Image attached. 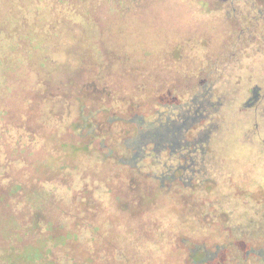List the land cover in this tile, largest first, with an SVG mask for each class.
Segmentation results:
<instances>
[{
    "label": "rangeland",
    "instance_id": "rangeland-1",
    "mask_svg": "<svg viewBox=\"0 0 264 264\" xmlns=\"http://www.w3.org/2000/svg\"><path fill=\"white\" fill-rule=\"evenodd\" d=\"M122 2L0 0V104L50 137L56 175L87 165L72 175L93 191L115 171L96 213L110 238L134 231L115 240L129 255L119 264H237L241 249L264 243V13L247 18L217 0ZM90 115L95 137L77 131ZM121 139L117 157L134 173L98 156ZM84 141L94 147L74 148ZM108 187L124 191L119 206ZM87 228L84 239L96 235Z\"/></svg>",
    "mask_w": 264,
    "mask_h": 264
},
{
    "label": "trees",
    "instance_id": "trees-1",
    "mask_svg": "<svg viewBox=\"0 0 264 264\" xmlns=\"http://www.w3.org/2000/svg\"><path fill=\"white\" fill-rule=\"evenodd\" d=\"M117 1L121 6L123 5V0ZM217 1L237 13L245 11L247 18L250 13H264V0ZM253 23V20H250L243 31L248 32L255 26ZM5 96L0 93V99H4ZM8 111L7 105L0 104V264H95L98 261L119 264L122 258H127L129 255L120 256L121 251L115 247L117 244L115 240L125 242L129 239L128 233L132 234L134 231L130 232L126 228L120 237L117 233L118 238H110L111 236L107 234L111 232L112 225L111 228L108 225L102 226L108 219L104 218L101 221L99 218L101 212L96 213L98 207H105L103 197L97 192L109 180L113 182L117 180L115 171H111L108 176H99L97 179L99 183L93 191L84 187L85 175L82 177L72 175L78 172L84 173L88 168L87 165L71 164L65 167L66 172L62 176L56 175L55 160L49 155L44 157V150L49 148L48 145L53 144L48 140L50 137L46 140V137L41 135L42 127L27 125L24 121L25 117L20 119L18 124L12 123L8 119L10 115ZM91 115L94 116L93 113ZM91 115L87 116L85 124L79 125L77 131L80 135L90 133L93 135L97 125L93 123ZM117 119V116L112 117V121ZM112 121L110 123H113ZM85 128H87L86 133H82ZM161 130L166 132L168 127ZM55 133V130L51 131V135ZM93 136L95 137L96 134ZM102 136L106 135L102 134ZM143 137L137 139V145L146 144ZM104 140L100 141L101 146L104 145ZM121 142L122 139L112 143V147L109 148L110 156L98 151L101 161L104 163L111 161L117 166H131L122 155L117 157V154H123L125 151L122 150L125 149V145L123 146L124 143ZM93 144L94 141H84L82 145L74 144V148L77 145L78 149L88 151L90 147H94ZM54 148L52 149L54 154L58 153L56 145ZM131 168L132 173L137 171L134 163ZM52 181L55 187L50 189L48 184ZM60 186L64 188L63 191ZM123 193V190L116 192L112 187L106 190L110 203H116L118 206L124 201ZM150 201L145 197V202ZM53 208L54 212L48 213V210ZM55 213L59 214L60 219L53 217ZM115 216L116 214H113V217ZM95 217H98L97 221L93 220ZM85 227L90 228L92 232L96 231V235L84 239L82 229ZM107 228L110 229L106 230ZM253 245L246 252L241 249L237 264H253L249 262L252 253H255L254 264H264V243L258 249ZM199 249H204V246ZM199 249H195V252ZM207 254L200 262L207 263L215 256L210 251ZM261 254L262 257L259 259Z\"/></svg>",
    "mask_w": 264,
    "mask_h": 264
},
{
    "label": "flooded vegetation",
    "instance_id": "flooded-vegetation-1",
    "mask_svg": "<svg viewBox=\"0 0 264 264\" xmlns=\"http://www.w3.org/2000/svg\"><path fill=\"white\" fill-rule=\"evenodd\" d=\"M240 30H241V31H240L241 33H242V32H244V31H243V28H242V29H240ZM245 33H246V32H245Z\"/></svg>",
    "mask_w": 264,
    "mask_h": 264
}]
</instances>
